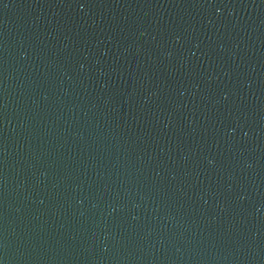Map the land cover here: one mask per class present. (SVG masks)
Returning <instances> with one entry per match:
<instances>
[{"label":"water","instance_id":"obj_1","mask_svg":"<svg viewBox=\"0 0 264 264\" xmlns=\"http://www.w3.org/2000/svg\"><path fill=\"white\" fill-rule=\"evenodd\" d=\"M0 264H264V0H0Z\"/></svg>","mask_w":264,"mask_h":264}]
</instances>
